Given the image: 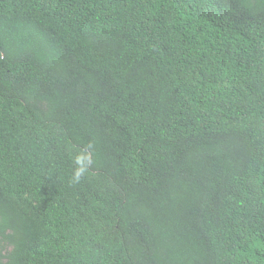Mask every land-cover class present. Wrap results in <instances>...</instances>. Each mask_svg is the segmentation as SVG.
<instances>
[{
  "label": "trees",
  "instance_id": "16d2710c",
  "mask_svg": "<svg viewBox=\"0 0 264 264\" xmlns=\"http://www.w3.org/2000/svg\"><path fill=\"white\" fill-rule=\"evenodd\" d=\"M0 264H264V0H0Z\"/></svg>",
  "mask_w": 264,
  "mask_h": 264
}]
</instances>
